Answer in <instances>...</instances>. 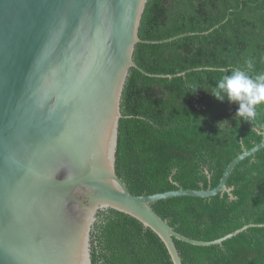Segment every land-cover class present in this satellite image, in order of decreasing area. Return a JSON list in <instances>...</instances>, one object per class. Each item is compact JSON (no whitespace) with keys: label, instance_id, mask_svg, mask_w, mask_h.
<instances>
[{"label":"water","instance_id":"1","mask_svg":"<svg viewBox=\"0 0 264 264\" xmlns=\"http://www.w3.org/2000/svg\"><path fill=\"white\" fill-rule=\"evenodd\" d=\"M148 0H0V264H92L97 215L112 210L137 221L182 264L174 241L220 246L262 225L248 224L213 241L176 233L152 204L177 197L210 198L233 188L227 181L243 150L217 187L179 188L132 195L116 172L121 101L134 61ZM216 26L215 28H217ZM214 28V29H215ZM213 29L203 34H208Z\"/></svg>","mask_w":264,"mask_h":264},{"label":"trees","instance_id":"2","mask_svg":"<svg viewBox=\"0 0 264 264\" xmlns=\"http://www.w3.org/2000/svg\"><path fill=\"white\" fill-rule=\"evenodd\" d=\"M182 34L193 35L159 45L140 43L134 52L135 63L147 73L185 72L156 79L132 69L127 78L115 166L135 196L213 189L234 158L262 141L264 104L245 121L236 117L237 103L218 101L210 91L234 68L264 73V0H148L140 40ZM227 187L233 188V199L227 194L177 197L158 201L152 209L176 233L205 242L248 224H264V149L234 168ZM174 243L182 264H264V227L250 228L220 246ZM91 262L172 264L153 232L112 210L97 215Z\"/></svg>","mask_w":264,"mask_h":264},{"label":"clouds","instance_id":"3","mask_svg":"<svg viewBox=\"0 0 264 264\" xmlns=\"http://www.w3.org/2000/svg\"><path fill=\"white\" fill-rule=\"evenodd\" d=\"M246 66L252 68L250 59ZM210 93L218 101L227 98L230 103H237L236 117L249 121L256 116L257 106L264 104V73L251 75L239 67L234 68L215 83Z\"/></svg>","mask_w":264,"mask_h":264}]
</instances>
